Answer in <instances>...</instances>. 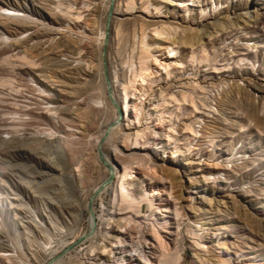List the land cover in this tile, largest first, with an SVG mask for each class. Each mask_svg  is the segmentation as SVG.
<instances>
[{
  "label": "bare ground",
  "instance_id": "bare-ground-1",
  "mask_svg": "<svg viewBox=\"0 0 264 264\" xmlns=\"http://www.w3.org/2000/svg\"><path fill=\"white\" fill-rule=\"evenodd\" d=\"M50 2L57 4L54 10L60 19L47 16L41 3H34L32 8L9 3L8 8L0 10L13 26L6 32L16 38L30 33L31 43L43 49L46 60L53 65L50 69L54 75L45 80L37 79L31 71L24 80L31 90L28 100L39 107V111L33 113L44 118L43 124H39L42 125L41 133L29 135L31 141L27 146L44 151L47 158L58 161L59 167L34 170L33 175L28 176L29 180H25L17 166L12 167L14 177L32 188L48 182L54 186L57 182L59 191L64 193L63 196L54 193L50 197L56 203H50L52 207L48 210L55 215L50 218L54 224L52 228L43 226V216L38 221L35 214H29L24 208L17 213L22 219H30L27 228L31 232L33 227L37 231L35 239L39 245L34 255L48 257L49 264H179L178 240L186 221L169 178L174 171L154 157L159 159L162 151L179 152L180 147L173 144L176 139L171 134H175L172 125L166 129L172 122L165 118V109L152 98L166 102V96L175 92L173 88H178L180 95L187 98L191 90L187 78H192L189 73L192 71V76L198 74L195 68H185L177 59L181 57V49L192 40L187 33L196 27L192 19L196 12L193 7L200 9L199 15L203 18L210 3L199 0ZM26 13V23H19L18 17ZM128 15L140 23L138 30L142 37L139 65L136 69L134 66L129 68L133 69L134 79H128L125 68L118 67L124 44L138 38L137 29L134 33L126 29ZM233 22V17L227 14L224 20L215 21L212 31L202 26L196 44L204 49L206 40L214 38L222 28L233 27ZM149 23L155 25L150 37L153 45L145 44ZM8 34H3L4 38L14 41ZM56 39L60 41L51 48ZM152 50L159 52L162 59L155 54H151L150 59L145 58ZM16 51L12 49L13 53ZM174 68L178 69L179 75L173 74ZM187 74L190 77H185ZM161 110L164 112L160 113ZM55 116L71 125H59L60 121L53 119ZM120 139L124 142L134 140L131 149L126 147L130 151L128 155L120 148ZM67 141L79 143L84 150L92 147V151L83 153L78 163L70 167L67 161L53 157V149L61 150ZM95 148H99V152H94ZM176 153L172 151L170 158L178 159ZM113 156L128 157L132 163L125 164L121 170ZM106 167L113 169L112 174ZM104 171L106 178L101 179ZM36 178L41 179L40 182L37 183ZM91 185H95L94 193L89 205H85L83 192ZM107 193H111L113 199L103 215H99L95 201ZM144 203L150 204L151 208L147 217L139 214ZM87 209L89 228L85 225ZM77 231L81 232L78 236ZM19 245L11 241L5 230H0V262L33 264Z\"/></svg>",
  "mask_w": 264,
  "mask_h": 264
},
{
  "label": "rangeland",
  "instance_id": "rangeland-1",
  "mask_svg": "<svg viewBox=\"0 0 264 264\" xmlns=\"http://www.w3.org/2000/svg\"><path fill=\"white\" fill-rule=\"evenodd\" d=\"M204 1L210 3L208 11L201 18L200 9L193 7L196 12L192 19L196 27L187 33L192 40L181 49V57L177 59L185 68H195L198 74L192 76V71L189 73L192 78H187L191 89L187 98L180 95L178 88H173L175 92L166 96V102L151 97L154 103L163 106L165 112L161 110L160 113L164 112L167 121L172 122L166 125V129L172 125L175 134H171L176 139L173 144L179 146L180 151H162L159 159L154 158L161 163L164 161L165 166L174 171L169 178L186 221L178 240L179 264H264V0H199ZM9 3L26 8L41 3L51 19L61 18L54 10L57 4L50 0H0V10L8 8ZM27 14L19 16L18 22L25 24ZM227 14L233 17V27L229 25L228 30L220 29V33L206 40L205 48L201 49L196 44L199 29L207 26L214 30L215 21L224 20ZM127 18L126 29L132 33L137 29L138 38L124 44L120 62L117 61L119 69L125 68L127 78L134 79L132 72L139 65L142 37L138 30L140 23L131 15ZM149 24L145 44L153 45L150 37L155 25ZM12 28V24L0 14V230H5L11 241L20 244L31 263L49 264L48 257L34 255L39 245L35 239L37 231L33 227L31 232L27 228L30 219H22L17 213L24 208L29 214H35L38 221L43 216V226L52 228L51 219L55 215L48 210L55 201L50 197L54 193L62 196L64 193L59 191L57 182L54 186L49 182L38 184V188L33 189L14 177L12 167L17 166L25 180H29L28 176L33 175L34 170L59 167L58 161L47 158L44 151L28 148L29 135L37 131L41 133L42 125L39 124H43L44 118L35 115L39 107L28 100L31 90L24 84L30 71L37 79L45 80L54 75L50 69L53 65L46 60L44 50L31 43L30 33L16 38L6 32ZM3 34H8L14 41L7 40ZM54 41L51 48L60 40ZM12 49L17 51L13 53ZM151 52L145 58L150 59L151 54H155L162 59L159 52ZM62 59L65 58L62 56ZM176 70L173 69L175 76L180 73ZM189 74L185 77H190ZM121 118L122 115L119 120ZM53 119L60 121L61 126L71 125L58 116ZM120 140V148L128 155L130 151L126 147L131 149L134 140ZM53 150V157L57 156L74 167L83 153L92 151V147L84 150L79 143L67 141L61 150ZM172 151L177 152L178 159L170 158ZM94 152H99V148ZM113 157L121 170L125 164L132 163L125 156ZM106 168L112 174L113 169ZM38 178L37 183L41 180ZM104 178L106 171L101 175V179ZM94 187L91 185L83 192L85 205H89ZM112 199V194L107 193L95 201L99 215H103ZM143 205L139 214L147 217L151 213L150 204ZM85 215V225L89 228L88 209ZM80 233L77 231L76 236Z\"/></svg>",
  "mask_w": 264,
  "mask_h": 264
}]
</instances>
